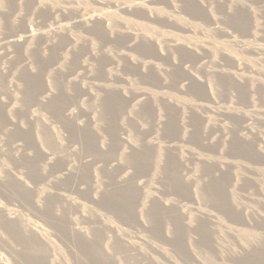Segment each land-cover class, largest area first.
<instances>
[{
  "label": "rangeland",
  "instance_id": "374dc122",
  "mask_svg": "<svg viewBox=\"0 0 264 264\" xmlns=\"http://www.w3.org/2000/svg\"><path fill=\"white\" fill-rule=\"evenodd\" d=\"M0 264H264V0H0Z\"/></svg>",
  "mask_w": 264,
  "mask_h": 264
},
{
  "label": "bare ground",
  "instance_id": "6f19581e",
  "mask_svg": "<svg viewBox=\"0 0 264 264\" xmlns=\"http://www.w3.org/2000/svg\"><path fill=\"white\" fill-rule=\"evenodd\" d=\"M160 1H161V0H160ZM162 1H163V0H162ZM153 2H154V1H153ZM198 15H199V14H198ZM93 19H94V18H93ZM31 31H32V29H31ZM25 34H28V33H25ZM27 36H28V35H24V34H22V36H19V37H20V38H23L24 40H26V39H27V38H26ZM23 39H22V40H23ZM24 40H23V41H24Z\"/></svg>",
  "mask_w": 264,
  "mask_h": 264
}]
</instances>
